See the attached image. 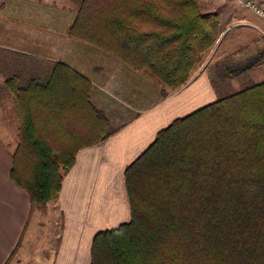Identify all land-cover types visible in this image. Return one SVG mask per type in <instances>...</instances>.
I'll return each mask as SVG.
<instances>
[{"label": "trees", "instance_id": "1", "mask_svg": "<svg viewBox=\"0 0 264 264\" xmlns=\"http://www.w3.org/2000/svg\"><path fill=\"white\" fill-rule=\"evenodd\" d=\"M199 2L77 0L67 35L175 91L221 32L218 13ZM258 67L264 52L209 66L217 98L160 128L126 165L129 218L94 234L90 264H264V77L246 78ZM4 83L18 120L10 177L40 206L57 198L77 151L114 128L91 81L64 62Z\"/></svg>", "mask_w": 264, "mask_h": 264}, {"label": "crops", "instance_id": "2", "mask_svg": "<svg viewBox=\"0 0 264 264\" xmlns=\"http://www.w3.org/2000/svg\"><path fill=\"white\" fill-rule=\"evenodd\" d=\"M60 1L0 0V48L19 53L14 58L10 56L14 61L10 73L19 75L20 81L26 64L31 68L28 77L47 74L55 61L73 67L91 81L94 105L108 115L110 122H115L108 137L77 151L73 165L64 174L53 205L60 217L54 252L50 260L40 255L42 264H90L94 234L129 218L123 174L126 165L145 149L160 128L215 100L217 94L210 81L209 66H200L185 85L165 93L162 85L147 72L127 69L108 57L90 65L87 58L99 54L67 35L76 8L74 3L71 7L60 6ZM218 15L221 32L206 53L211 57L210 65L225 55L240 58L264 52L263 18L253 22L233 9ZM230 28L233 32L226 36ZM13 35L22 45H32L35 49L9 45L7 38ZM220 47L223 49L218 53ZM11 74L0 75V264L10 258L14 249L8 264H20L19 252L32 224L31 218H39L43 207L49 210L45 216L53 217L52 205L32 206L26 191L10 177L18 127L16 104L4 83ZM263 77L262 67L246 74L252 81ZM122 99L127 101L126 107ZM109 110L115 113L113 119Z\"/></svg>", "mask_w": 264, "mask_h": 264}, {"label": "rangeland", "instance_id": "3", "mask_svg": "<svg viewBox=\"0 0 264 264\" xmlns=\"http://www.w3.org/2000/svg\"><path fill=\"white\" fill-rule=\"evenodd\" d=\"M76 2H77V0H72V3H71V0H61L59 5L61 6L64 4V5H69L71 7L74 3L73 6L76 7ZM199 6H200L201 11H213V12L219 13L220 15L227 12L228 9H233L235 11H241L242 14H244L249 20H252L253 22H258V20L260 18H263V17L256 15L249 8L241 6L240 0H200ZM232 32H233V29L230 28L227 31L226 36L228 34H231ZM13 36H15V37L10 36L9 38H7V39H9V41H8L9 45L15 46V48L20 47V48H30L32 50L35 49V47L32 45H30V46L22 45L20 43L21 41H19V39L16 37V35H13ZM225 40H226V37L223 39V45H225ZM80 42H82V41H80ZM80 42H78V43H80ZM81 44L87 45L90 49H92V52L99 54L98 56L97 55H93V56L91 55L90 58H87V59H89L90 65L98 64V60L101 57H108L109 59H113L114 61H118L113 56L109 55L108 53L102 51L101 49H99L97 47H94L88 43L85 44V42H82ZM9 45L6 44L5 46L8 47ZM222 49L220 47L218 53H221ZM37 50H41V49L37 48ZM0 53L2 55V56H0V75L4 76L8 73L11 74L10 72L13 70L11 65L13 64L12 62H14L12 59L14 57L18 56L19 53L16 51L10 50L8 48L7 49L6 48H0ZM21 55L23 56V54H21ZM10 56H12L13 58ZM210 58L211 57L205 55L204 60L200 66L201 67L210 66V61H211ZM118 62H120V61H118ZM120 63H122V62H120ZM26 66L27 67L25 69H23L24 71L21 72L22 80L23 79L25 80L30 74L29 71L31 68H29L28 64H26ZM124 66L127 67L126 65H124ZM127 69H129V67H127ZM208 73L210 74L209 68H208ZM251 79L254 80L252 77H251ZM230 82H231L230 85L227 86L230 90L236 89L239 87L238 80H231ZM162 87H163L165 93L173 92L172 90L165 88L163 85H162ZM220 88H221V92H223V87H220ZM0 94L2 95V90L0 91ZM216 94L218 95L219 93L216 92ZM126 104H127V101L123 100V104H122L123 107H126ZM110 112H111V110H109V113ZM104 114H105V112H104ZM111 114L112 113H110V115ZM114 114L111 115L112 119H113ZM105 115L108 118V115L107 114H105ZM108 120H109V118H108ZM109 123H110V126L113 128L112 123H115V122H110V120H109ZM55 199L56 198L49 200L48 202H46L45 204L40 205V206H45V207L46 206L50 207L49 205L53 206V205H55ZM54 208H55V206L52 207L53 217H51V219L49 217L45 216L47 214V211H49V210L44 208V207L42 208V210H43L42 215H41V212L39 211L40 212L38 214V216H40L39 218L38 217H34V219L31 218L32 224L29 225V227L26 231L25 240H24L25 242L23 243V247L21 248V250L19 252L20 264H42V260H41L40 255H43L46 259H49V260L52 257L53 252H54V244L56 243V236H58L57 233L55 234V231L60 226L59 212L56 211V209H54ZM38 220H40V223ZM33 221L34 222L36 221V224H34ZM54 235H55V237H54Z\"/></svg>", "mask_w": 264, "mask_h": 264}, {"label": "built area", "instance_id": "4", "mask_svg": "<svg viewBox=\"0 0 264 264\" xmlns=\"http://www.w3.org/2000/svg\"><path fill=\"white\" fill-rule=\"evenodd\" d=\"M240 4L264 18V0H240Z\"/></svg>", "mask_w": 264, "mask_h": 264}]
</instances>
